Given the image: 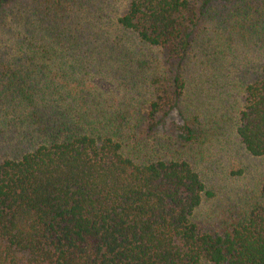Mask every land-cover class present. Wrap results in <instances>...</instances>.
Wrapping results in <instances>:
<instances>
[{
	"label": "trees",
	"instance_id": "obj_1",
	"mask_svg": "<svg viewBox=\"0 0 264 264\" xmlns=\"http://www.w3.org/2000/svg\"><path fill=\"white\" fill-rule=\"evenodd\" d=\"M229 1L129 0L114 24L60 7L68 0L39 18L18 13L22 27L0 51V102L27 148L0 160V264H264V183L228 231L205 232L195 211L213 193L171 151L178 133L198 138L194 122L178 111L181 132L163 136L188 93L181 67L191 51L204 66L227 59L234 28L223 38L227 25L214 22V39L200 31L213 27L204 24L212 2ZM200 80L206 92L218 81ZM239 87L234 132L262 157L264 63Z\"/></svg>",
	"mask_w": 264,
	"mask_h": 264
},
{
	"label": "rangeland",
	"instance_id": "obj_2",
	"mask_svg": "<svg viewBox=\"0 0 264 264\" xmlns=\"http://www.w3.org/2000/svg\"><path fill=\"white\" fill-rule=\"evenodd\" d=\"M53 2L54 0H2L0 51L10 50L7 43L12 30L22 27L18 13L39 10L36 13L39 18L42 13H47L48 7H53ZM128 2L129 0H68L60 7L72 3L80 9L79 16L89 15L93 21L114 24L116 18L125 11ZM54 8L58 10L57 5ZM54 8L51 9V16L55 13ZM208 8L210 10L205 13L204 18L207 21L204 24L212 27L214 22L220 21L227 25V29L220 33L213 26L211 31L202 30L200 34L214 39L220 33L225 38L234 28L232 48L229 46L226 60L209 62L205 66L203 63H196L197 51H191V61L188 60L181 67L188 93L180 97L179 102L182 103H179L178 108L165 117L163 136L169 138L168 134L181 132L182 120L178 111L188 113V121L194 122L193 132L198 138L191 143H185L178 133L179 142L171 151H178L188 158L199 172L205 189L213 193V196L204 197L195 211V221L199 228L212 234H224L251 204L260 201V187L264 183V156L252 157L245 151L234 132L235 121L231 118L233 113L230 109L241 98V87L238 88L240 81L254 79L264 63V0H230L226 4L212 2ZM212 18L214 21L210 22ZM111 29L112 32L120 33L117 27ZM200 57L201 55L199 59ZM11 67L17 69L20 63L12 64ZM167 68V64L163 63V70ZM247 68L251 69L250 72H247ZM201 77L207 78L209 82L216 79L218 81L206 92L200 88ZM2 81V84L6 82ZM199 83L200 87H197ZM102 85L107 91L113 89V85ZM1 89L3 90V86ZM1 98L4 100L0 102V160L27 148L25 143L20 144L16 140L13 132L17 131L19 117L3 110L7 101L6 97ZM195 100H198L197 103L200 100L201 109L197 107V103L190 105L188 110L184 107V102L191 104ZM145 140L147 144H151V137Z\"/></svg>",
	"mask_w": 264,
	"mask_h": 264
}]
</instances>
